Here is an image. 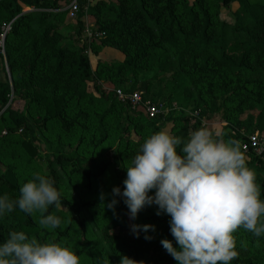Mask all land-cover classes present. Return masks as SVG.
<instances>
[{
  "label": "trees",
  "instance_id": "trees-1",
  "mask_svg": "<svg viewBox=\"0 0 264 264\" xmlns=\"http://www.w3.org/2000/svg\"><path fill=\"white\" fill-rule=\"evenodd\" d=\"M73 2L0 0V30L14 21L6 55L0 54V195L18 198L22 184L39 173L55 182L62 202L59 209L49 208L61 218L55 229L40 225V213L17 208L6 214L0 242L11 231H23L68 246L80 264H119L120 255L144 264H177L158 235L150 230L137 238L130 230L132 224L165 229L176 247L168 220L147 207L133 221L120 197L114 215L106 207L111 190H123L127 162L167 122L171 134L182 138L203 126L192 125L185 109L203 110L206 122L219 118L232 130L231 140L244 142L242 132L264 133V6L248 0H115L92 6L78 0L69 43L60 19ZM234 3L238 10L230 23L221 16ZM89 12L97 20L92 41L97 37L105 48L122 52L123 62H99L93 69L86 55L92 44L84 40ZM90 83L98 91L116 88L96 97ZM118 89L142 92L145 101L165 109L159 101L168 100L170 113L150 119L121 103ZM116 137L123 148L115 159L98 158L101 147L114 148ZM251 158L247 167L264 199V165ZM233 234L252 242L262 237L243 228ZM231 264L258 263L237 256Z\"/></svg>",
  "mask_w": 264,
  "mask_h": 264
},
{
  "label": "clouds",
  "instance_id": "clouds-1",
  "mask_svg": "<svg viewBox=\"0 0 264 264\" xmlns=\"http://www.w3.org/2000/svg\"><path fill=\"white\" fill-rule=\"evenodd\" d=\"M124 171L123 190L113 187L106 207L115 215L120 197L133 221L153 205L157 216L170 217L177 246L168 239L160 243L177 264H231L238 256L233 236L238 228L264 236V199L238 141L216 138L204 126L187 138L161 130L143 141ZM100 199L105 200L103 193ZM50 207H62L60 192L51 178L39 173L22 184L18 198L0 195V218L18 208L27 215L40 213V225L55 229L61 218ZM130 230L139 238L155 226L132 224ZM0 264H80V257L62 243L11 231L0 242ZM119 264L144 262L120 255Z\"/></svg>",
  "mask_w": 264,
  "mask_h": 264
},
{
  "label": "rangeland",
  "instance_id": "rangeland-1",
  "mask_svg": "<svg viewBox=\"0 0 264 264\" xmlns=\"http://www.w3.org/2000/svg\"><path fill=\"white\" fill-rule=\"evenodd\" d=\"M189 1L193 2L194 0H189ZM248 1H249V4L251 5L264 6V0H248ZM113 2H115V0H90V3L92 6L98 5L100 3L110 4ZM237 10H238V4L234 3L231 7V10L223 13L221 18L230 23H234L235 18H234L233 13L236 12ZM68 11H69L68 14L63 16L60 20L62 21L63 26L66 28V29H63L61 33L64 37H67V40H68L67 42L70 43L72 42L70 35H74L76 33L75 27L77 24V11L75 9H70ZM103 13H104V9H103ZM96 28H97V20L89 12V14L87 15V20H86V29H89V32L93 34V30ZM93 38H94V35H93ZM91 44H92V47H91ZM90 47L91 48L88 49V54L86 55L90 57L93 69H95L98 66L99 62L108 61V62L118 63V62L124 61L125 57L122 52L117 51L112 48H105L104 46L101 45L100 41H98L97 37H95V41H91ZM89 87L92 91H94V94L96 97H102L103 94L104 95L105 93L108 94L114 91L113 89L116 88V87H111L107 89L106 86L105 87L103 86L102 90L98 91V89L95 88L94 83H90ZM137 91H140V90H137ZM157 91L158 89L154 88L153 92L156 93ZM159 102L162 104L164 103V105H166L165 106L166 109L169 110V108H167L168 100L166 102V100L163 99V100H160ZM15 108L18 109V107H15ZM185 110H186L185 111L186 114L190 117V119H192V125H195L197 121H201L204 127H207L211 132H213L216 135V138L223 139L225 141L229 140L228 135L232 134V130L229 128V126L226 123L222 122L219 118L211 117L212 119L211 122H206V120L202 117V115L204 114L203 110L197 111L199 115H196V112H193L191 109H185ZM206 113H208V111L205 112V114ZM162 130H167L171 134L172 123L167 122L164 125ZM251 134H259L260 136L262 135L264 136V133L261 134L260 132H254V133L242 132V135L246 137ZM132 140L136 142L138 141V138L135 135H133ZM112 142L114 145V148L112 150L106 151V147L105 148L101 147L98 150L96 156L104 160H111V161L114 160L115 157L119 154V152L123 148V143L120 142L119 137L113 138ZM139 147L140 145H138L137 151ZM40 156H42L41 162L44 166V169L46 170L47 158L43 154H41ZM250 156H247L248 158L246 157V165L248 163L253 162V158H251L252 156L251 157ZM130 161L131 159L127 163H130ZM147 207H149L150 209H152L153 212L156 213L157 207L155 205L147 206ZM160 216L168 221L170 219V217H168L167 215L162 214ZM164 230L165 229L155 228V231H152V233L158 235L162 239L170 240L169 238L170 235L166 234ZM233 236H234L235 245H236L235 250L237 251L238 257L240 259H252L253 262L255 263L264 264V236H262L261 239L257 242H252L246 239L239 238L235 234H233Z\"/></svg>",
  "mask_w": 264,
  "mask_h": 264
},
{
  "label": "built area",
  "instance_id": "built-area-1",
  "mask_svg": "<svg viewBox=\"0 0 264 264\" xmlns=\"http://www.w3.org/2000/svg\"><path fill=\"white\" fill-rule=\"evenodd\" d=\"M77 1L78 0H74L70 9H75L77 11ZM13 23L14 21L5 24L0 30V54L4 57L6 55V38L12 31ZM92 38L93 34L89 32V29H86L84 40L90 45ZM86 54H88V50L86 51ZM115 93L121 103L128 104L134 111L142 112L150 119H155L162 115L167 116L170 113V110H167L162 106L158 107L151 102L145 101L142 92L127 94L118 89L115 90ZM196 115H199V113L196 112ZM239 144L241 150L246 156L251 155L256 157L264 165V136L251 134L246 137L244 142H239Z\"/></svg>",
  "mask_w": 264,
  "mask_h": 264
}]
</instances>
